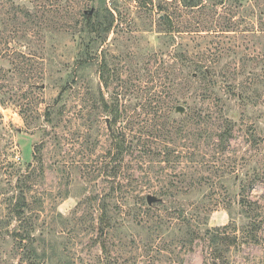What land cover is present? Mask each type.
<instances>
[{"label":"rangeland","instance_id":"1","mask_svg":"<svg viewBox=\"0 0 264 264\" xmlns=\"http://www.w3.org/2000/svg\"><path fill=\"white\" fill-rule=\"evenodd\" d=\"M181 1L49 0L66 8L40 35L13 18L33 0H0V264H32L30 244L36 264H264V0ZM92 12L114 20L83 60ZM115 98L129 112L112 125L100 103Z\"/></svg>","mask_w":264,"mask_h":264},{"label":"trees","instance_id":"2","mask_svg":"<svg viewBox=\"0 0 264 264\" xmlns=\"http://www.w3.org/2000/svg\"><path fill=\"white\" fill-rule=\"evenodd\" d=\"M49 0H33V2H31L32 4V8L31 9H27L26 7H24L23 5H19V4H12L13 7V18L15 21H18L20 19H23V25L26 26H33L34 28H38L40 35L45 33V30L49 27V24L46 25V20H48V16L50 14H58L61 11L64 10V8L66 7H62L60 5V3H55L57 5H51V7L53 8L52 10L48 9L47 6L49 5L46 4V2H48ZM61 1V0H58ZM181 5L183 8L186 9H200L201 8V1L200 0H182L181 1ZM59 10V11H58ZM66 10V9H65ZM264 11V10H263ZM60 14V13H59ZM264 14V12H263ZM82 19L79 22L80 25V32L77 35V38L79 39V45H78V49L79 51L82 52V57L83 60H86L87 58H89V54L92 50V46L91 42L93 41V34H102L101 38H100V43L105 41L106 35L109 32V30L111 29V26L113 24V15L110 14V19H105V20H101L99 12L97 13H88L85 14L83 13L82 15ZM90 17V18H89ZM45 18V19H44ZM93 20H90V19ZM44 19V20H43ZM44 22V23H43ZM32 31L34 32L35 29H32ZM228 30H224V32H228ZM211 32V31H210ZM214 32V31H213ZM16 33V32H15ZM212 33V32H211ZM43 36V35H42ZM81 57V58H82ZM217 58H220L219 55H217ZM82 60V61H83ZM27 62H29V60H27ZM201 70L203 69L202 74L207 76L209 75V71L207 68H200ZM105 70H106V66L103 65V67L100 69V79L102 82L105 83V85H107L108 83V76L105 74ZM7 74H11V71H7L5 72ZM68 89V87H67ZM246 90H248V87L245 88ZM101 107H102V111L105 112L106 114H108L111 118V123L112 125H116L117 122L121 119L123 113L128 115V108L123 105V103L120 102V100L118 98L113 99L112 101L108 102L105 100H102V102L100 103ZM134 107H137L136 105H134ZM133 110V107H132ZM175 113V108L170 107V109L164 111L163 116H165L166 118H170L173 116V114ZM223 114H221L220 117H222ZM227 127L222 131V135H218V140H219V144L223 143L224 141L227 140L229 134H231V121L229 119H227ZM126 129V128H125ZM131 130V129H129ZM220 136V138H219ZM118 138V137H117ZM116 139V142L114 143V148L117 152V155L122 156L125 152L126 153H130L132 151V149H134V145H133V137L131 139L128 138V135L125 133L123 134V137H119L118 141ZM125 143L127 144V146L125 145ZM141 144V143H140ZM137 146V143H136ZM135 146V147H136ZM164 153L162 151L159 150V152H162L164 156L167 157V159H165V161H168V158H170V156H172L173 153L177 152L175 147H171L168 144H166V146L164 147ZM179 153V152H177ZM165 193H163L164 195ZM22 202H25V198H20V200L17 199L15 205H13V209L11 214L13 215V218L15 220V222L17 221V223H19L18 225H16L13 229L12 232V237L14 238V241H17L18 245H23L24 241H34V236L32 235V224L33 221L31 219L28 218V216L25 215V211L23 209V204ZM246 203H249V201H244L241 200V205L244 207L246 206ZM22 204V205H21ZM251 205V203H249ZM206 234L210 235L209 237V241H211V243H213V245L216 247L217 244H219V242H222L223 244V250H219L218 248H215V250H219L221 252H227L229 250V246L227 245V240L226 235L224 233H221L220 231L217 232L215 231L214 233L211 232H206ZM192 238V237H191ZM33 245L30 244L29 249H31V254L29 256V260L32 264H36V260H40L41 256L37 253L36 248L32 247ZM25 247V245L23 246V248ZM216 258V255H215Z\"/></svg>","mask_w":264,"mask_h":264},{"label":"water","instance_id":"3","mask_svg":"<svg viewBox=\"0 0 264 264\" xmlns=\"http://www.w3.org/2000/svg\"><path fill=\"white\" fill-rule=\"evenodd\" d=\"M175 111L177 113H180L181 114V113H183L184 109L182 107L178 106V107H176ZM108 128H109V126H108ZM156 200L157 199L155 197L151 196V195H148L146 197V202H147V205H149V206L152 205L154 202H156Z\"/></svg>","mask_w":264,"mask_h":264}]
</instances>
